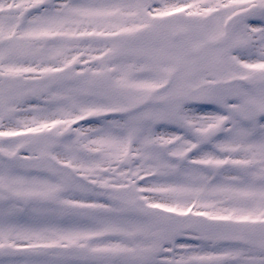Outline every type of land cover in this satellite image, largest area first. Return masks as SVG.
<instances>
[{"label":"snow or ice","instance_id":"snow-or-ice-1","mask_svg":"<svg viewBox=\"0 0 264 264\" xmlns=\"http://www.w3.org/2000/svg\"><path fill=\"white\" fill-rule=\"evenodd\" d=\"M0 264H264V0H0Z\"/></svg>","mask_w":264,"mask_h":264}]
</instances>
